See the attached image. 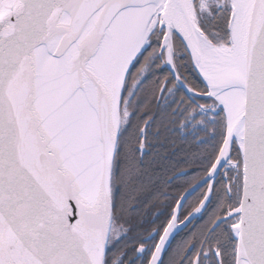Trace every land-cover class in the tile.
<instances>
[{
  "label": "snow or ice",
  "instance_id": "obj_1",
  "mask_svg": "<svg viewBox=\"0 0 264 264\" xmlns=\"http://www.w3.org/2000/svg\"><path fill=\"white\" fill-rule=\"evenodd\" d=\"M173 130L206 191L132 237ZM0 264H264V0H0Z\"/></svg>",
  "mask_w": 264,
  "mask_h": 264
},
{
  "label": "flooded vegetation",
  "instance_id": "obj_2",
  "mask_svg": "<svg viewBox=\"0 0 264 264\" xmlns=\"http://www.w3.org/2000/svg\"><path fill=\"white\" fill-rule=\"evenodd\" d=\"M185 60H187V55H185ZM180 72L182 77L186 78L189 82H195L199 85V90L204 89L205 83L194 69V66L190 64L186 65L180 69ZM159 75L163 79L168 73L165 71ZM147 86L153 87L154 85L152 81H149ZM180 95H183V93ZM156 96L157 98L160 97L159 91L156 93ZM152 107L153 111H155V103ZM204 151L205 147L198 144L194 136L188 133L173 130L160 138L157 146L152 149L153 156L150 158L156 162L157 188L159 191L167 193V196L160 195L158 199L149 198L145 200V197L142 195L141 202L134 204V210L125 213L121 222L127 221V223H124L125 229L131 227L132 232L130 236L134 237L137 233L147 235L153 228L159 226L171 211V208L168 206L173 204V197L178 198L184 196L186 191H191L192 194L188 197L187 204L185 205L186 210H188L189 205L195 203L201 197L202 193L206 191V186L197 188L195 191H192V188L194 187V181L197 179L198 173L202 171L196 161ZM165 181L169 182L165 183ZM214 207L215 202L209 206L208 211L202 216L201 214H197L191 223H188L186 226L184 224L178 225V231L174 232L172 246L175 247L181 241L188 239L193 232L199 233L207 224Z\"/></svg>",
  "mask_w": 264,
  "mask_h": 264
},
{
  "label": "water",
  "instance_id": "obj_3",
  "mask_svg": "<svg viewBox=\"0 0 264 264\" xmlns=\"http://www.w3.org/2000/svg\"><path fill=\"white\" fill-rule=\"evenodd\" d=\"M196 70V69H195ZM197 73L199 74L198 70H196ZM199 76L201 77V79L203 80V77L199 74ZM203 82L206 84V81L203 80Z\"/></svg>",
  "mask_w": 264,
  "mask_h": 264
}]
</instances>
